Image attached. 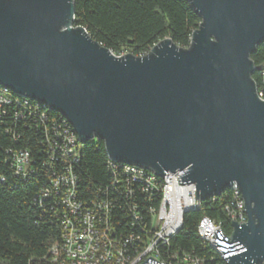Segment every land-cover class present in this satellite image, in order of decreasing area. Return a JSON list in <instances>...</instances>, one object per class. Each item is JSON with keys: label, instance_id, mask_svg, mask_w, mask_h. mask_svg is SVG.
Returning <instances> with one entry per match:
<instances>
[{"label": "water", "instance_id": "obj_1", "mask_svg": "<svg viewBox=\"0 0 264 264\" xmlns=\"http://www.w3.org/2000/svg\"><path fill=\"white\" fill-rule=\"evenodd\" d=\"M201 21L117 55L74 24L73 0H0V86L61 114L80 144L112 162L192 183L196 199L235 184L245 223L213 243L227 264H264V99L250 55L264 42V0H186ZM141 264H159L148 257Z\"/></svg>", "mask_w": 264, "mask_h": 264}, {"label": "trees", "instance_id": "obj_2", "mask_svg": "<svg viewBox=\"0 0 264 264\" xmlns=\"http://www.w3.org/2000/svg\"><path fill=\"white\" fill-rule=\"evenodd\" d=\"M73 4L74 24L84 27L92 39L117 55L125 51L138 55L167 37L185 48L201 21L186 0H73ZM250 58L255 66L264 63V42ZM251 77L264 98L263 71L255 69ZM8 95L25 103L21 96ZM35 105L29 101L23 107L12 103L0 108V264H39V259L61 238L60 197L55 192L42 197L41 191L50 189V181L57 176L67 174L63 167L66 164L50 159L51 142L55 140L52 128L62 125L64 118L43 105L36 106L34 111ZM41 113L46 119L39 118ZM20 150L29 153L31 164V170L24 175L15 172L12 160ZM76 153L75 160L69 158L66 162L75 177L79 201L112 202L111 222L119 234L128 232L131 226L126 205H134L142 221L149 222L147 208L156 206L158 196L148 201L139 196L140 184L121 175L115 180L101 139L76 143ZM128 189L133 192L131 196ZM230 191L225 188L218 196L201 201L198 209L185 212L181 228L170 240V250L188 251L207 264H225L198 236L196 226L201 217L207 216L230 233L224 208L231 198ZM133 225V232L141 234L140 224Z\"/></svg>", "mask_w": 264, "mask_h": 264}, {"label": "built area", "instance_id": "obj_3", "mask_svg": "<svg viewBox=\"0 0 264 264\" xmlns=\"http://www.w3.org/2000/svg\"><path fill=\"white\" fill-rule=\"evenodd\" d=\"M150 49V48H149ZM139 53L136 56H143L147 53ZM126 53L122 52L118 55ZM259 97L264 99L260 92ZM25 100L31 99L25 98ZM35 102L36 106L43 105ZM15 103L23 107V101L6 97L0 89V108ZM44 106V105H43ZM41 120L46 119L44 113L39 114ZM64 118V117H63ZM55 140L51 142L50 159L62 161L65 165L66 175L62 174L50 181L53 184V192L60 197L62 206L61 215V238L49 248L46 256L39 259V264H94L96 254H105L104 264H141L150 256L154 259L152 245H159L162 248L163 264H207L203 259L190 253L175 249L170 250V240L181 228L182 218L181 205L191 204L199 208L201 201L196 199L195 187L192 183L179 184L176 174L167 173L163 181H153L152 178H144L141 172L133 170L131 165H112L110 162L109 171L116 180L123 176L127 180L138 183L139 196L156 200L157 193H164L165 205H149L147 215L149 222L142 221V217L136 212L134 205H126L127 217L131 220L128 232L117 233L116 227L111 222V213L114 205L107 199H93L84 203L76 198L75 177L69 171L67 160L77 157L75 133L64 118L62 125L52 128ZM13 166L17 174L24 175L31 170L29 153L20 150L13 154ZM113 186V185H112ZM52 192L41 191L42 197H50ZM231 198L225 205V212L229 221L242 223L243 210L239 206V195L232 185ZM127 194L133 192L128 189ZM133 224H140L141 234H134ZM205 232V244L213 243V230L216 229V222L203 216ZM231 227V225H230ZM232 231V228H231ZM230 233H224L228 241H231ZM95 242H102L103 251H96ZM131 249H141V258L133 261H123V253Z\"/></svg>", "mask_w": 264, "mask_h": 264}, {"label": "bare ground", "instance_id": "obj_4", "mask_svg": "<svg viewBox=\"0 0 264 264\" xmlns=\"http://www.w3.org/2000/svg\"><path fill=\"white\" fill-rule=\"evenodd\" d=\"M1 91H3V95L6 97H10L8 95V93H10L11 95L14 94L11 90H9L6 87H2V86H1ZM17 98H19V97L17 96ZM23 100L25 103H28L30 101V100H25V97H23ZM24 104H23V106H24ZM38 104H40V103H38ZM25 108H26V106H25ZM46 109H48V108H46ZM61 117H63V116L61 115ZM111 164L112 165H129V164H125V163H117V162H112V161H111ZM131 167L133 168V170L140 171L141 175H144V178H152L153 181H157L158 179L163 181V176L159 177V176L155 175L153 172L146 170L144 168L135 166V165H131ZM228 188L232 191V185H230ZM45 190H46V192H53V184L50 183V189H45ZM235 190L237 191L238 195L240 196L239 197V206L241 207V210H243V216H244V217H242V223H245L247 218H246V214L244 211V203H243V200L241 198L240 191L236 185H235ZM156 196H158V199H159L158 205H165L164 193H157ZM194 209H196V206H191V204L181 205V216H183L185 212L190 211V210H194ZM199 225H203V217H201L200 220L198 221V224L196 226V231H197L198 236L205 242L204 228H203V226H199ZM137 226H139V224H137ZM139 228L141 230V227H139ZM217 228H220L221 232H226L222 228L221 224L216 222V229ZM134 234H136V233H134ZM207 245L210 246L212 249H214L216 251V253H218V255L221 257V259L225 262V264H227L226 260L222 257V253L220 252V250L214 246V243H207ZM95 249H96V251H103L102 242H95ZM152 252L154 254V257H156V260L159 261V264H163L162 248L159 245H152ZM139 258H141V249H131V250H129V252L123 253V261H133L134 259H139ZM104 263H105V254H96V256L94 257V264H104Z\"/></svg>", "mask_w": 264, "mask_h": 264}]
</instances>
